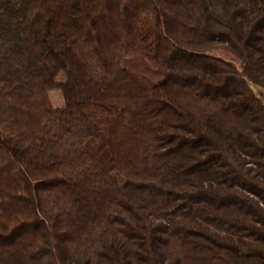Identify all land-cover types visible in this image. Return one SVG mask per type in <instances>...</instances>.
I'll list each match as a JSON object with an SVG mask.
<instances>
[{"label":"trees","instance_id":"trees-1","mask_svg":"<svg viewBox=\"0 0 264 264\" xmlns=\"http://www.w3.org/2000/svg\"><path fill=\"white\" fill-rule=\"evenodd\" d=\"M252 86L264 0H0V264H264Z\"/></svg>","mask_w":264,"mask_h":264},{"label":"rangeland","instance_id":"rangeland-1","mask_svg":"<svg viewBox=\"0 0 264 264\" xmlns=\"http://www.w3.org/2000/svg\"><path fill=\"white\" fill-rule=\"evenodd\" d=\"M219 54V53H217ZM254 92L260 96V98L262 99V101H264V94H259L258 88L255 86H252ZM49 96H50V100L52 101V105L56 108H60L63 107L64 103H63V98L62 95L60 93L59 90H51L49 91Z\"/></svg>","mask_w":264,"mask_h":264}]
</instances>
